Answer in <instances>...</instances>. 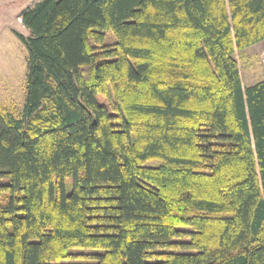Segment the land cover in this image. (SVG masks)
Wrapping results in <instances>:
<instances>
[{
  "label": "trees",
  "instance_id": "1",
  "mask_svg": "<svg viewBox=\"0 0 264 264\" xmlns=\"http://www.w3.org/2000/svg\"><path fill=\"white\" fill-rule=\"evenodd\" d=\"M20 20L0 264H264V80L234 58L264 40V0H40Z\"/></svg>",
  "mask_w": 264,
  "mask_h": 264
},
{
  "label": "rangeland",
  "instance_id": "2",
  "mask_svg": "<svg viewBox=\"0 0 264 264\" xmlns=\"http://www.w3.org/2000/svg\"><path fill=\"white\" fill-rule=\"evenodd\" d=\"M39 1L0 0V106L7 107L15 117L22 113L24 105L27 54L14 32L25 37L29 35V32L21 24L20 16L27 8L33 7ZM105 33L112 39L108 32ZM253 49L254 47H248L234 56L241 75L247 79L252 75V72L255 73L263 66ZM243 83L246 85L247 81L244 79ZM147 165H157V163L150 161ZM1 182L6 183V181ZM102 253L101 249H72L70 254L73 257L63 260L61 263L94 264L97 261V255Z\"/></svg>",
  "mask_w": 264,
  "mask_h": 264
},
{
  "label": "crops",
  "instance_id": "3",
  "mask_svg": "<svg viewBox=\"0 0 264 264\" xmlns=\"http://www.w3.org/2000/svg\"><path fill=\"white\" fill-rule=\"evenodd\" d=\"M250 47H254L253 50H254L255 54H257V56L260 58L261 62L263 63V66L261 68H259V70L256 71L255 73L252 72L251 73L252 75L249 76V79H247V78L243 77V75H241L242 83H243L244 79L247 81L246 85L243 83L244 87L253 86V85L259 83L260 81L264 80V40L254 44ZM239 70H240V68H239Z\"/></svg>",
  "mask_w": 264,
  "mask_h": 264
}]
</instances>
